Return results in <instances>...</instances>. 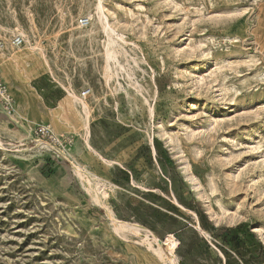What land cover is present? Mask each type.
<instances>
[{
  "label": "rangeland",
  "instance_id": "1",
  "mask_svg": "<svg viewBox=\"0 0 264 264\" xmlns=\"http://www.w3.org/2000/svg\"><path fill=\"white\" fill-rule=\"evenodd\" d=\"M0 43V264H264V0H0Z\"/></svg>",
  "mask_w": 264,
  "mask_h": 264
},
{
  "label": "built area",
  "instance_id": "2",
  "mask_svg": "<svg viewBox=\"0 0 264 264\" xmlns=\"http://www.w3.org/2000/svg\"><path fill=\"white\" fill-rule=\"evenodd\" d=\"M79 24L81 27H87L89 25L88 20H80ZM22 39L20 37H16L12 40L11 44L14 47H19L22 44ZM3 45L0 43V47ZM88 95V92H84L83 96ZM0 109L2 113L8 118L13 116L16 112V103L13 97L10 94V90L8 86L0 80ZM33 135L35 137L36 142H45L49 143L52 148L51 152L53 155L58 157L60 154V147H62V141L59 137H57L49 127L39 126L33 131Z\"/></svg>",
  "mask_w": 264,
  "mask_h": 264
},
{
  "label": "bare ground",
  "instance_id": "3",
  "mask_svg": "<svg viewBox=\"0 0 264 264\" xmlns=\"http://www.w3.org/2000/svg\"><path fill=\"white\" fill-rule=\"evenodd\" d=\"M20 56L21 57H16V56L15 57L20 59V58H23L22 56H24V54H20ZM23 63H26V61L25 62L23 61ZM77 174L80 177V180L82 181V183L85 185L86 189H88L92 193V195L94 196V194H93V192L91 190L90 180L82 172H80L78 169H77ZM113 222H115V221H113ZM115 223H117V222H115ZM153 241L156 243V247H157L156 250H155L156 253L159 256H161V257H165L164 253H163V251L161 249V247L164 244L166 246V251L168 253H170L172 255V257L174 258L173 260H171V262H174V260L176 258L175 250H176V247H177V242L175 241V239L170 235V236H167L165 241H163V242H161V241H159L157 239H154Z\"/></svg>",
  "mask_w": 264,
  "mask_h": 264
}]
</instances>
